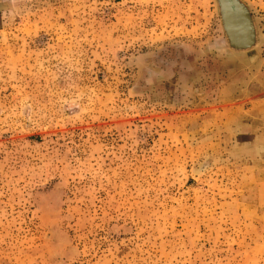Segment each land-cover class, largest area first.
Returning a JSON list of instances; mask_svg holds the SVG:
<instances>
[{
    "label": "rangeland",
    "instance_id": "374dc122",
    "mask_svg": "<svg viewBox=\"0 0 264 264\" xmlns=\"http://www.w3.org/2000/svg\"><path fill=\"white\" fill-rule=\"evenodd\" d=\"M0 0V264H264V0Z\"/></svg>",
    "mask_w": 264,
    "mask_h": 264
},
{
    "label": "water",
    "instance_id": "95a60500",
    "mask_svg": "<svg viewBox=\"0 0 264 264\" xmlns=\"http://www.w3.org/2000/svg\"><path fill=\"white\" fill-rule=\"evenodd\" d=\"M227 35L237 46H245L251 39V25L244 8L237 0H218ZM233 8V9H230ZM244 26V29L241 27ZM234 27H239L236 31Z\"/></svg>",
    "mask_w": 264,
    "mask_h": 264
},
{
    "label": "bare ground",
    "instance_id": "6f19581e",
    "mask_svg": "<svg viewBox=\"0 0 264 264\" xmlns=\"http://www.w3.org/2000/svg\"><path fill=\"white\" fill-rule=\"evenodd\" d=\"M230 9H233V8L230 7ZM238 28H239V27H238ZM238 28H237V27H234V29H235L236 31L238 30ZM241 29H244V26H242Z\"/></svg>",
    "mask_w": 264,
    "mask_h": 264
}]
</instances>
